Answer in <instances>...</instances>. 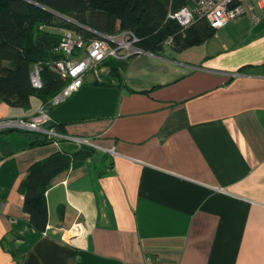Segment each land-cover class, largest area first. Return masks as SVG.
<instances>
[{
  "label": "crops",
  "instance_id": "obj_1",
  "mask_svg": "<svg viewBox=\"0 0 264 264\" xmlns=\"http://www.w3.org/2000/svg\"><path fill=\"white\" fill-rule=\"evenodd\" d=\"M126 61L48 108L58 132L91 145L0 133V264H264V14ZM40 106L0 100V118ZM81 148L91 154L52 179L36 230L30 166Z\"/></svg>",
  "mask_w": 264,
  "mask_h": 264
},
{
  "label": "trees",
  "instance_id": "obj_2",
  "mask_svg": "<svg viewBox=\"0 0 264 264\" xmlns=\"http://www.w3.org/2000/svg\"><path fill=\"white\" fill-rule=\"evenodd\" d=\"M188 2L0 0V100L25 109L31 107L33 96L41 101V106L49 104L50 99L67 83L52 69L55 60L62 56L54 48L65 29L81 32L86 37L92 33L87 28L107 34L131 30L139 37V45L152 53L162 51L167 46L165 41L169 36H173L171 45L176 50L204 43L217 31L206 19L196 17L182 32L176 20L167 18L169 11L188 7ZM126 62L112 58L105 61L117 74ZM35 64L41 66V88H35L31 82ZM47 125L58 127L52 122ZM25 133L31 135L36 132ZM46 138L43 142H46ZM90 154L91 150L87 148L73 153L55 152L30 166L21 190L24 194L23 208L29 214L33 228L44 231L47 226L46 193L52 179L70 168L73 159L87 158Z\"/></svg>",
  "mask_w": 264,
  "mask_h": 264
},
{
  "label": "built area",
  "instance_id": "obj_3",
  "mask_svg": "<svg viewBox=\"0 0 264 264\" xmlns=\"http://www.w3.org/2000/svg\"><path fill=\"white\" fill-rule=\"evenodd\" d=\"M249 14L257 22L264 14V0H196L193 7H182L177 11H169L167 18L176 20L184 32L196 17L206 19L218 30L231 21ZM92 32L86 37L83 33L65 29L54 51L61 56L52 64V69L67 81L66 85L54 95L48 105H42L30 117L0 118V133L18 130L36 132L45 135L53 141L72 139L84 145H91L92 138L65 135L50 127L51 122L48 108L56 106L77 92L84 84L88 74L96 81L102 78L101 65L108 59L125 61L131 57L146 53L139 45V37L131 30H121L114 34L101 33L87 28ZM166 45L173 43L169 36ZM31 82L35 88H41V66L35 64L31 73ZM2 206L0 203V213ZM142 264H158L154 258L147 256ZM168 264V263H164Z\"/></svg>",
  "mask_w": 264,
  "mask_h": 264
},
{
  "label": "rangeland",
  "instance_id": "obj_4",
  "mask_svg": "<svg viewBox=\"0 0 264 264\" xmlns=\"http://www.w3.org/2000/svg\"><path fill=\"white\" fill-rule=\"evenodd\" d=\"M189 7H193V6H192V2L189 3Z\"/></svg>",
  "mask_w": 264,
  "mask_h": 264
}]
</instances>
